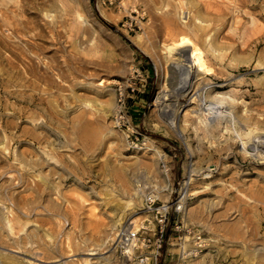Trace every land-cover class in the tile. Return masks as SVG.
<instances>
[{
  "label": "rangeland",
  "instance_id": "374dc122",
  "mask_svg": "<svg viewBox=\"0 0 264 264\" xmlns=\"http://www.w3.org/2000/svg\"><path fill=\"white\" fill-rule=\"evenodd\" d=\"M183 35L211 73L181 89ZM137 68L144 144L112 123ZM219 92L229 116L205 118ZM263 154L264 0H0V264H118L119 227L153 190L183 196L180 218L211 241H173L161 264H264Z\"/></svg>",
  "mask_w": 264,
  "mask_h": 264
},
{
  "label": "built area",
  "instance_id": "2783aa9c",
  "mask_svg": "<svg viewBox=\"0 0 264 264\" xmlns=\"http://www.w3.org/2000/svg\"><path fill=\"white\" fill-rule=\"evenodd\" d=\"M149 73L134 69L129 77L116 83V102L112 113L113 125L127 135L133 143H145L143 133L135 123L130 100L143 93L148 84ZM160 168L170 181L172 169L169 161L161 159ZM184 200L177 196L163 201L159 190L144 194L140 219L123 223L117 232L114 250L118 264H161L165 246L169 243H190L188 255H197L210 247V239L201 229L183 221ZM171 213L177 219L170 220ZM172 241V242H171Z\"/></svg>",
  "mask_w": 264,
  "mask_h": 264
},
{
  "label": "bare ground",
  "instance_id": "6f19581e",
  "mask_svg": "<svg viewBox=\"0 0 264 264\" xmlns=\"http://www.w3.org/2000/svg\"><path fill=\"white\" fill-rule=\"evenodd\" d=\"M174 46H177V48H182V47H187L186 50H183L182 53H180V51H177V54H182V56L184 57L183 60H187L188 63L186 64L185 68H186V81L183 85L180 86V88H187L189 87L188 84V79L189 77L192 76L193 72H194V68H196L197 66L200 67V69L204 70L206 72V74L211 73V68H209L206 58L204 56V51L201 48V46H199L197 43L194 42V40H192L190 37L183 35L181 36V38L176 42V44ZM169 49L173 48V45L168 46ZM176 48V47H174ZM182 57V58H183ZM179 66V63L177 64ZM203 72V71H202ZM213 83V82H212ZM159 91H158V98H164L165 97V88L166 86V82L163 78L159 79ZM189 90V88H188ZM181 91V90H180ZM219 97H221L222 99H219L217 101L216 104H212V103H205L207 105L206 110H208L207 112L203 113V115H206L205 118H207V116H211L214 114L219 113V115L221 116H229L230 112H227L228 110H225V106L226 102L224 100L225 98V94L219 92ZM216 96V95H215ZM231 98V97H230ZM232 99V98H231ZM203 100V99H202ZM215 100V99H214ZM230 100V99H229ZM234 100V99H233ZM232 101V100H231ZM204 102V101H203ZM202 103V102H201ZM200 103V104H201ZM219 104V105H218ZM202 106V105H201ZM233 106V105H232ZM221 108V109H220ZM227 108V107H226ZM204 111V110H203ZM202 113V112H201ZM209 119V118H208ZM207 119V120H208ZM249 119V117H244V120L247 121ZM204 120V119H203ZM221 121V120H220ZM206 122V121H205ZM204 123V122H203ZM221 122H219L218 126H220ZM228 125V124H227ZM232 126V125H231ZM206 127V126H205ZM208 127V126H207ZM230 126H227V129ZM231 128V127H230ZM221 129V128H220ZM232 131V130H231ZM230 133V132H229ZM251 133V131H250ZM239 136V133L237 134ZM254 138V137H253ZM255 140V139H254ZM252 141V140H251ZM248 142V141H247ZM250 142V141H249ZM261 143V142H260ZM243 145L244 147H246V142L243 141ZM253 144H251L252 146ZM255 145V144H254ZM258 146V145H257ZM262 148V147H260ZM247 149V148H246ZM158 151V150H157ZM251 152V151H250ZM159 153V152H158ZM253 155V153H251ZM264 155V154H263ZM263 155L262 158L264 157ZM188 183V182H187Z\"/></svg>",
  "mask_w": 264,
  "mask_h": 264
},
{
  "label": "crops",
  "instance_id": "0c3cea01",
  "mask_svg": "<svg viewBox=\"0 0 264 264\" xmlns=\"http://www.w3.org/2000/svg\"><path fill=\"white\" fill-rule=\"evenodd\" d=\"M152 67L150 66V65H148V69H149V71L151 72V69ZM149 85L147 86V88L145 89V91L143 92V93H140L139 94V97H138V99H139V101L140 102H142V101H146L147 100V98H148V93H149ZM130 103H131V105L133 106L134 104V101H133V99H131L130 100ZM139 105H138V107H137V109H133V112H134V114H135V111L138 113L139 111ZM135 110V111H134Z\"/></svg>",
  "mask_w": 264,
  "mask_h": 264
},
{
  "label": "trees",
  "instance_id": "16d2710c",
  "mask_svg": "<svg viewBox=\"0 0 264 264\" xmlns=\"http://www.w3.org/2000/svg\"><path fill=\"white\" fill-rule=\"evenodd\" d=\"M123 36V38L130 44V46L133 48V49H135V50H137V51H139V49L136 47V45H134L128 38H126L124 35H122ZM150 78H152V76H150ZM152 79L151 80H149V83H151L152 84Z\"/></svg>",
  "mask_w": 264,
  "mask_h": 264
}]
</instances>
